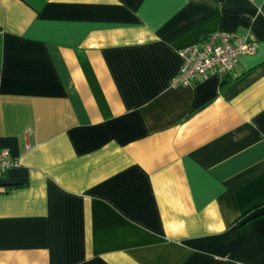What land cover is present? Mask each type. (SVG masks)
<instances>
[{"label": "crops", "instance_id": "1", "mask_svg": "<svg viewBox=\"0 0 264 264\" xmlns=\"http://www.w3.org/2000/svg\"><path fill=\"white\" fill-rule=\"evenodd\" d=\"M0 150V264H264V0H0Z\"/></svg>", "mask_w": 264, "mask_h": 264}, {"label": "built area", "instance_id": "2", "mask_svg": "<svg viewBox=\"0 0 264 264\" xmlns=\"http://www.w3.org/2000/svg\"><path fill=\"white\" fill-rule=\"evenodd\" d=\"M255 52L256 44L249 36L214 32L180 52L182 64L171 86H190L209 76L223 78L234 71L241 57ZM16 166L9 152L0 150V179Z\"/></svg>", "mask_w": 264, "mask_h": 264}]
</instances>
